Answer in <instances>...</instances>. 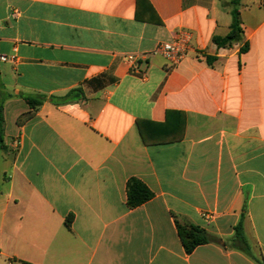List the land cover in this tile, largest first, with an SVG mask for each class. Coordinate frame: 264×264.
<instances>
[{
	"label": "crops",
	"instance_id": "crops-1",
	"mask_svg": "<svg viewBox=\"0 0 264 264\" xmlns=\"http://www.w3.org/2000/svg\"><path fill=\"white\" fill-rule=\"evenodd\" d=\"M234 1L0 0V264H264V0Z\"/></svg>",
	"mask_w": 264,
	"mask_h": 264
},
{
	"label": "trees",
	"instance_id": "trees-1",
	"mask_svg": "<svg viewBox=\"0 0 264 264\" xmlns=\"http://www.w3.org/2000/svg\"><path fill=\"white\" fill-rule=\"evenodd\" d=\"M234 4L238 3V0L233 2ZM234 22L231 27V32L226 38H220L218 36L214 37L213 41L219 47H231L235 42L239 41L241 38V28L238 17V12H233ZM248 47L244 48L243 53L246 52ZM81 88L73 90L67 96L70 97L74 92H81ZM25 102L27 105L35 110L39 106L43 104V98H26ZM3 104L0 105V127L3 122ZM29 114H32L30 112ZM28 117V116H27ZM20 123V122H19ZM139 128L140 124H139ZM1 130V129H0ZM142 133V130H141ZM177 139H181V136ZM6 146L2 144V138L0 137V151L5 149ZM153 192L140 180L136 178H131L127 183V204L131 209H135L151 199H153ZM72 219H69L67 223L70 225ZM179 236L182 242V245L187 254H192L194 250L202 245H206L209 243H220L221 241L211 235H209L205 230L201 229L192 224H181L178 220H176ZM231 247L241 250L245 253H250V246L244 236L243 227L239 225L235 228V237L231 241Z\"/></svg>",
	"mask_w": 264,
	"mask_h": 264
},
{
	"label": "built area",
	"instance_id": "built-area-1",
	"mask_svg": "<svg viewBox=\"0 0 264 264\" xmlns=\"http://www.w3.org/2000/svg\"><path fill=\"white\" fill-rule=\"evenodd\" d=\"M189 49V40L185 34L181 33L173 41L159 44L157 52L171 64L178 65L185 59ZM130 59L133 60V57H130ZM1 60L7 61V58L2 57Z\"/></svg>",
	"mask_w": 264,
	"mask_h": 264
}]
</instances>
